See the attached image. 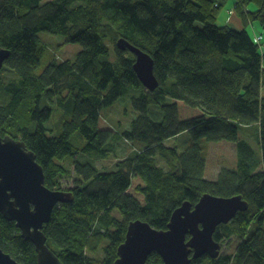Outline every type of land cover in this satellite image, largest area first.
Returning <instances> with one entry per match:
<instances>
[{
	"label": "trees",
	"instance_id": "trees-1",
	"mask_svg": "<svg viewBox=\"0 0 264 264\" xmlns=\"http://www.w3.org/2000/svg\"><path fill=\"white\" fill-rule=\"evenodd\" d=\"M224 7V0H0V46L11 51L3 70L12 75L0 78V136L35 153L47 187L76 177L66 190L73 200L56 207L44 228L64 264H114L131 222L167 229L176 208L205 193L242 195L249 207L214 234L219 242L237 237L235 253L192 264H264V38L246 29L264 22V0H236L230 17L241 30L217 25ZM41 32L82 50L38 74L47 50ZM121 39L153 58L156 90L143 85ZM128 96L136 111L129 128L102 127V111ZM253 132L261 156L240 137ZM200 139L235 142L236 168L209 180ZM122 140L142 149L115 170H99L96 162L117 157ZM0 247L38 264L34 244L1 213ZM148 264L164 263L152 253Z\"/></svg>",
	"mask_w": 264,
	"mask_h": 264
},
{
	"label": "water",
	"instance_id": "water-1",
	"mask_svg": "<svg viewBox=\"0 0 264 264\" xmlns=\"http://www.w3.org/2000/svg\"><path fill=\"white\" fill-rule=\"evenodd\" d=\"M118 46L135 55L134 70L139 79L147 89L156 90L159 80L153 58L124 39ZM10 55L9 49L0 46V71ZM45 179L43 166L22 140L0 136V213L7 220L15 221L22 237L34 244L38 264H64L49 247L44 228L55 208L72 201L73 194L47 187ZM248 207L241 195L221 197L205 193L196 204L184 201L176 208L167 229L133 221L118 247L114 264H148L152 253L159 254L164 264H191L204 255L217 258L222 249L221 242L214 238L217 228ZM0 264L25 263L0 247Z\"/></svg>",
	"mask_w": 264,
	"mask_h": 264
},
{
	"label": "rangeland",
	"instance_id": "rangeland-1",
	"mask_svg": "<svg viewBox=\"0 0 264 264\" xmlns=\"http://www.w3.org/2000/svg\"><path fill=\"white\" fill-rule=\"evenodd\" d=\"M225 7L221 11L219 18L217 20L218 26H230L232 28L241 30L242 24L240 19L235 16H231V11L234 7L236 0H224ZM246 29L249 34L258 41V36H263L264 38V22L260 20L250 21L246 25ZM42 43L47 47L45 54L43 56L40 67L37 69V73L41 74L45 71L48 65L52 62L53 59H58L62 62L65 60H74L78 53L82 50V46L78 43H69L63 44V37L58 35H53L46 32H41L39 34ZM259 42V41H258ZM262 48L264 50V40L260 41ZM5 67H7L5 65ZM11 75L9 68H6L0 73V78L5 81ZM133 102L128 97H121L115 104L112 109H104L102 111V127L114 130V131H123L126 128H129L130 121L135 117L136 111L133 109ZM61 113H55L53 119L47 124L49 130L57 128V125L60 121ZM253 132L250 134L240 133L242 139H246L251 145L257 149L258 154L261 156L260 150H258L256 136ZM190 138V142H193L194 139L186 134ZM175 142V139L171 140ZM169 143L172 145V142ZM199 143L202 145L204 151L206 152L207 157V171L206 177L209 180H217L221 171L225 168L234 169L237 166V146L235 142L222 140L218 142H209L204 139H200ZM168 144V142H166ZM117 157H110L109 159H100L96 162V166L99 170H115L117 163L126 157L132 156L134 152L140 148L139 144H133L127 140H122L117 142ZM142 149V148H140ZM134 155V154H133ZM262 168V166H260ZM74 173V172H73ZM75 175L70 178H64L61 180L60 188L63 190H68L76 187L75 184ZM223 243L221 249V256L233 255L235 253L236 247L239 243L237 237H232L229 240L221 242ZM98 254V253H97ZM101 254V251L99 252ZM98 254V255H99Z\"/></svg>",
	"mask_w": 264,
	"mask_h": 264
},
{
	"label": "bare ground",
	"instance_id": "bare-ground-1",
	"mask_svg": "<svg viewBox=\"0 0 264 264\" xmlns=\"http://www.w3.org/2000/svg\"><path fill=\"white\" fill-rule=\"evenodd\" d=\"M262 38V36H258V39H261ZM9 59V58H8ZM7 59V60H8ZM6 60V61H7ZM56 60H58V59H56ZM6 61H5V63H4V66H3V68L5 67V64H6ZM3 68H2V70L0 71V73L3 71ZM210 194H213V195H216V194H214V193H210ZM216 196H218V195H216ZM234 196H237V195H234ZM242 196V195H241ZM221 197H224V196H221ZM230 197H233V196H230ZM243 197V196H242ZM244 199V198H243ZM245 200V199H244ZM204 256H209V255H204ZM221 256V251H220V254H219V256L217 257V258H219ZM203 257V256H202ZM210 257V256H209ZM162 258V257H161ZM201 258V257H200ZM217 258H213V259H217ZM163 260V259H162ZM196 260H198V259H196ZM193 262V261H192ZM192 264V263H191Z\"/></svg>",
	"mask_w": 264,
	"mask_h": 264
}]
</instances>
